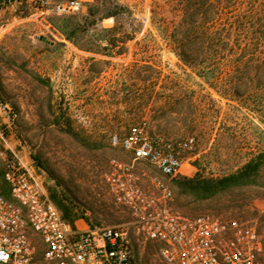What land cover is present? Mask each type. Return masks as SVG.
Wrapping results in <instances>:
<instances>
[{"label": "rangeland", "instance_id": "1", "mask_svg": "<svg viewBox=\"0 0 264 264\" xmlns=\"http://www.w3.org/2000/svg\"><path fill=\"white\" fill-rule=\"evenodd\" d=\"M67 1L73 0H0V101L16 113L10 145L34 167L31 156L40 159L45 171L35 169L48 196L55 191L68 197L80 229H126L135 264H163L102 180L110 159L131 161L113 137L120 141L145 122L159 145L195 141L181 153L180 173L170 182L175 212L248 222L264 237V163L248 184L206 200L181 193L173 182L220 178L264 155V71L234 75L241 83L232 90L227 74L210 86L181 64L168 45L172 0H79L75 14L52 12ZM249 2L231 6L229 15L248 14ZM258 2L262 13L247 18L248 25L264 24V0ZM7 156L0 151L1 172ZM136 164L142 184L150 186L148 175L156 171Z\"/></svg>", "mask_w": 264, "mask_h": 264}, {"label": "built area", "instance_id": "2", "mask_svg": "<svg viewBox=\"0 0 264 264\" xmlns=\"http://www.w3.org/2000/svg\"><path fill=\"white\" fill-rule=\"evenodd\" d=\"M81 7L79 0L67 1L52 12L67 16ZM138 18L146 24L145 17ZM15 118L12 106L0 101V151L8 152L3 179L10 196L6 199L0 191V264H135L123 227L80 229L63 220L43 177L10 145ZM112 142L131 161H108L102 175L106 192L127 213L135 234L157 247L163 264H264V237L254 224L208 214L186 217L171 208L170 182L180 173L181 153L194 145L192 137L159 145L140 122ZM139 161L156 171L148 175L150 186L137 173Z\"/></svg>", "mask_w": 264, "mask_h": 264}, {"label": "trees", "instance_id": "3", "mask_svg": "<svg viewBox=\"0 0 264 264\" xmlns=\"http://www.w3.org/2000/svg\"><path fill=\"white\" fill-rule=\"evenodd\" d=\"M258 1L250 0L248 14L231 16L229 8L240 4L241 0H172L170 49L181 64L209 81L210 86L222 82L218 76L227 74L229 78L225 83L232 90H237L241 82L233 80L234 75L244 77L252 71H264V24L246 23L247 18L255 19L262 13ZM31 158L38 171H45L37 155ZM263 163L264 155L260 154L239 171L220 178L195 175L173 182L181 193L206 200L229 188L248 184ZM0 191L3 197L10 199L3 169L0 171ZM49 198L63 220L74 226L79 216L68 197L51 191Z\"/></svg>", "mask_w": 264, "mask_h": 264}]
</instances>
